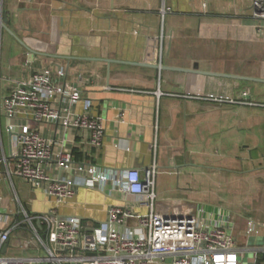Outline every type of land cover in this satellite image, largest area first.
<instances>
[{
  "label": "crops",
  "instance_id": "obj_1",
  "mask_svg": "<svg viewBox=\"0 0 264 264\" xmlns=\"http://www.w3.org/2000/svg\"><path fill=\"white\" fill-rule=\"evenodd\" d=\"M251 1L0 0L8 28L0 26V152H10L2 102L12 87L35 71L63 72L57 83L81 94L74 110L84 112L90 101V113L104 120L102 145L76 146L53 124L40 126L43 136L63 138L75 160L112 176L155 164L159 209H222L236 244L233 216L245 211L237 245L264 244V235H245L249 220L264 226V20L253 16ZM247 178L249 196L242 190ZM228 180V196L190 194L199 181L227 189ZM0 196L13 220H21V207L29 213L54 207L41 189L3 172ZM110 205L132 204L111 181L80 184L58 213L91 229L105 222ZM252 206L263 219L252 217ZM25 235H12L9 244ZM263 257L241 253L243 264H264Z\"/></svg>",
  "mask_w": 264,
  "mask_h": 264
},
{
  "label": "built area",
  "instance_id": "obj_2",
  "mask_svg": "<svg viewBox=\"0 0 264 264\" xmlns=\"http://www.w3.org/2000/svg\"><path fill=\"white\" fill-rule=\"evenodd\" d=\"M251 10L255 18L264 20V0H252ZM63 76L49 69L35 71L3 99L11 146L8 156L0 152V172L41 189L54 207L45 213H29L21 207V220H13L0 196V264H243V251L264 255V244L235 243L232 220L222 209H159L155 164L142 173L132 168L112 176L96 165L75 160L72 149L63 147V138L43 136L40 126L53 124L68 132L76 146L83 141L91 149L102 145L104 120L90 113V101L85 102L84 112L74 110L81 94L74 86L57 83ZM77 137L80 143L74 141ZM108 181L131 206L110 205L105 222L91 229L78 217L58 213V207L74 197L78 185L92 187ZM134 206L145 212L135 211ZM18 232L26 235L9 244ZM245 235L263 236L264 226L249 220Z\"/></svg>",
  "mask_w": 264,
  "mask_h": 264
},
{
  "label": "rangeland",
  "instance_id": "obj_3",
  "mask_svg": "<svg viewBox=\"0 0 264 264\" xmlns=\"http://www.w3.org/2000/svg\"><path fill=\"white\" fill-rule=\"evenodd\" d=\"M251 183H252V180H250V178H247L245 181L242 182V186H243V189L245 192H246V196H249L250 194V191H251ZM255 185L256 183L254 182L253 184V188H255ZM227 190L225 187L224 188H218V185H213V183H210V184H207L205 182H202V181H199L198 184L196 186H193V189L192 191L190 192V194H197V195H202L204 198L208 197L206 195H209L210 197L215 193H222V191H224V196H228L229 193L232 194L233 192V182L232 180H228L227 181ZM231 191V192H230ZM197 192V193H196ZM229 202H231V207H233V196L230 195L229 196ZM248 198V197H247ZM234 208V207H233ZM227 210H230L231 211V208ZM252 211H254L252 213V217L255 218V219H263L262 215L259 214L257 208L255 209L254 206H252ZM249 213L247 212H243L241 213L239 216H233V221H234V233L236 235V238L238 240V245L241 243V239L242 237L244 236H241V229L243 228V225H244V221L247 220V218H249L248 216ZM52 237H53V233L51 232L50 234V241H49V244H52ZM252 237L254 238V236L252 235ZM13 242V241H12ZM242 245V244H240ZM10 253H13V251H10ZM245 258H247L249 261L253 260V257H251V255L247 254L245 255ZM244 264H247V263H244Z\"/></svg>",
  "mask_w": 264,
  "mask_h": 264
},
{
  "label": "water",
  "instance_id": "obj_4",
  "mask_svg": "<svg viewBox=\"0 0 264 264\" xmlns=\"http://www.w3.org/2000/svg\"><path fill=\"white\" fill-rule=\"evenodd\" d=\"M0 26L3 27L4 29L8 30V28H7L6 25H5V21L2 22V21L0 20ZM37 226H38V228H39L40 230L42 229V226H41L39 223H37ZM6 247H7V245L4 246L3 251H5Z\"/></svg>",
  "mask_w": 264,
  "mask_h": 264
},
{
  "label": "trees",
  "instance_id": "obj_5",
  "mask_svg": "<svg viewBox=\"0 0 264 264\" xmlns=\"http://www.w3.org/2000/svg\"><path fill=\"white\" fill-rule=\"evenodd\" d=\"M261 260H262V261H264V257H263V258H261Z\"/></svg>",
  "mask_w": 264,
  "mask_h": 264
}]
</instances>
